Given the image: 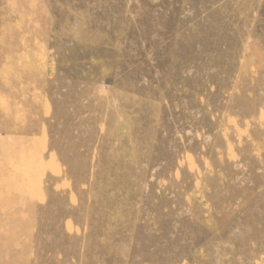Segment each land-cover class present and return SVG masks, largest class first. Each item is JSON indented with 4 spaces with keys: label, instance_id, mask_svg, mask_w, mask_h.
Wrapping results in <instances>:
<instances>
[{
    "label": "rangeland",
    "instance_id": "1",
    "mask_svg": "<svg viewBox=\"0 0 264 264\" xmlns=\"http://www.w3.org/2000/svg\"><path fill=\"white\" fill-rule=\"evenodd\" d=\"M0 264H264V0H0Z\"/></svg>",
    "mask_w": 264,
    "mask_h": 264
}]
</instances>
